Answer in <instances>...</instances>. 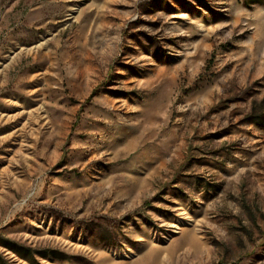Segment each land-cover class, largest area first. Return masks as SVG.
<instances>
[{"label": "rangeland", "instance_id": "rangeland-1", "mask_svg": "<svg viewBox=\"0 0 264 264\" xmlns=\"http://www.w3.org/2000/svg\"><path fill=\"white\" fill-rule=\"evenodd\" d=\"M0 264H264V0H0Z\"/></svg>", "mask_w": 264, "mask_h": 264}]
</instances>
